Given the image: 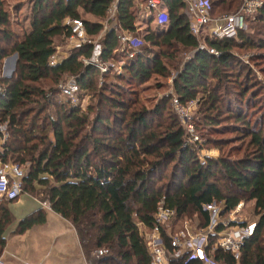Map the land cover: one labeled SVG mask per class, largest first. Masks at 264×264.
Segmentation results:
<instances>
[{
  "label": "trees",
  "instance_id": "obj_1",
  "mask_svg": "<svg viewBox=\"0 0 264 264\" xmlns=\"http://www.w3.org/2000/svg\"><path fill=\"white\" fill-rule=\"evenodd\" d=\"M111 1L26 0L28 28L17 29L5 0H0V66L8 54H16L10 76H0V121L6 122L8 131L0 147L1 161L25 166L22 193L36 195L70 223L86 264H148L150 255L136 223L152 228L160 201L173 210L171 218L159 225L168 253L173 247L167 225L173 228L194 215L198 228L205 227L209 217L204 204L220 203L219 214L224 215L238 202L252 201L255 225L242 241L238 258L219 247L211 256L222 264H264V78H257L249 64L233 54L238 49L258 50L248 62H263L258 71L264 74V52L259 51L264 48V0L253 17L246 18L247 29L234 37L202 35L207 50L198 48V37L190 33L183 2L163 0L165 27L146 24L142 38L150 46L146 52L136 51L131 58L120 51L113 27L98 39V58L120 63L119 74L110 69L101 73L83 62L92 56L91 43L75 45L65 58L49 64L55 44L69 35L63 20L80 18L86 35L95 36ZM115 1L117 28L133 32L135 0ZM207 2L209 14L217 17L228 13L222 12L225 6L237 9L240 0ZM145 19L149 22L151 14ZM249 21L256 24L254 34ZM180 48L192 54L172 78L173 93L149 108L139 104L132 85H141L150 74L166 77L162 60L176 57L165 51ZM63 76L73 77L79 92L89 94L84 110L59 96L56 86ZM172 98L180 105L196 99V125L203 130V144L185 142L184 130L170 109ZM222 133L232 135L210 137ZM227 140L237 142L229 152L240 156L198 159L200 148L220 151ZM15 200L0 199V255L4 231L14 222L8 205ZM44 220L38 208L17 221L12 233ZM221 228L217 225L215 231ZM214 240L210 235L206 252ZM186 257L169 256L168 262L201 264Z\"/></svg>",
  "mask_w": 264,
  "mask_h": 264
},
{
  "label": "built area",
  "instance_id": "obj_2",
  "mask_svg": "<svg viewBox=\"0 0 264 264\" xmlns=\"http://www.w3.org/2000/svg\"><path fill=\"white\" fill-rule=\"evenodd\" d=\"M163 0H146L144 4L140 3L146 15H150L154 10L158 11V21L165 23ZM184 4V11L189 19V31L194 36L208 35L216 38L234 37L238 30L245 29V21L248 17H253L256 9L261 5L260 0H243L238 9L232 13L222 14L213 17L209 14L207 0H181ZM115 3L107 9V14L112 16L115 12ZM65 24L69 28L67 37L69 43L79 45L82 43H91L87 38L83 22L80 18H67ZM109 29V28H108ZM117 25L113 26L116 31V38L119 41V50L124 51L128 57H133L137 51L139 40L129 31H117ZM209 52L216 54L212 49ZM85 62L93 63L100 72H106L110 67H115L111 61H101L97 54ZM49 64L57 63L52 54L48 60ZM59 93L71 102L77 100L78 86L73 81L60 82L57 84ZM1 91V88H0ZM179 105L176 100L173 101ZM74 105V103H73ZM8 136L6 122L0 121V147ZM25 168L16 162H2L0 159V199L13 200L22 195L23 177ZM243 203L240 201L236 206L220 215L221 204L211 201L203 205V209L208 212V223L205 227H199L195 233H190L187 228V221L183 220L182 229L173 235L168 234L170 246L173 247L172 252L168 253L163 246V241L159 233V225L165 223L173 215V210L163 206L160 201L156 210L152 214L154 225L143 234V240L150 255L148 264H169L168 259L178 257L185 253L187 260H198L201 264H222L213 259L211 253L214 247L228 250L232 256L237 259L239 248L242 241L249 236L254 228L255 221L247 220L239 215ZM221 225L219 231H215V227ZM145 228V227H144ZM210 235L215 236L213 245L208 252V238Z\"/></svg>",
  "mask_w": 264,
  "mask_h": 264
},
{
  "label": "rangeland",
  "instance_id": "obj_3",
  "mask_svg": "<svg viewBox=\"0 0 264 264\" xmlns=\"http://www.w3.org/2000/svg\"><path fill=\"white\" fill-rule=\"evenodd\" d=\"M243 0H240L238 7L240 6V4L242 3ZM142 2V4H144L146 2V0H135L134 4L136 6V15H137V19L135 21V28L133 30V32H130L134 37L138 38L139 40V45L137 51L138 52H146L147 50L150 49V46L148 43H146L142 38L143 35L145 34L146 31V24L148 23L149 27L151 28H157V27H165V23L158 21L157 18V14L158 11L154 10L153 13L151 14V19L149 22L146 21L145 16L146 13H144L143 8H141L140 3ZM5 6L8 8L9 11V15L12 18V20L14 19L16 22H14V28L19 29V26H27V22H26V17H28L29 15V4L26 2V0H5ZM18 3V4H17ZM18 7L17 9H14ZM234 6H232L230 9H228L226 6L224 8H222V12H228V13H232L234 11H236L238 9L233 8ZM220 8H217L216 11H219ZM228 13H223V14H228ZM14 14V15H13ZM112 17L109 14H106L104 19H103V25H102V29L101 31L92 37L87 36V38L91 41V44L93 45V55L97 54V41L100 38V36L102 35L103 32H105L108 28L113 27L114 26V22H112ZM251 19V18H250ZM13 20V21H14ZM249 24V32L254 34V30L256 31V24H254L253 22L250 23V21L248 22ZM245 30L247 29V22L245 21ZM28 28V26L26 27V29ZM117 31H119V29H117ZM198 37V48L200 49H206L207 50V46L206 44L203 42V36H197ZM75 46L72 43H69L67 38H60L59 42H57L55 44V50H59L61 52H67L69 48ZM257 52L258 50H242V49H238V50H234L233 54L237 57H239L240 60H242L244 63H248L249 66L251 67V69L254 72V75L257 78H264V74H260L258 69L260 67V65H263V62H259L257 64H253V61L251 60L250 62H248V57L253 55L254 52ZM264 52V48L262 50H259ZM167 54L173 55L176 57V59H167V58H163V62L166 64L167 66V70H168V75L166 77L157 75V74H150L149 78L146 79L143 83H141V85H132L133 88H135L137 90V98L139 101V104H144L146 107H151L153 106V104L157 103L159 99H161V97H163L164 95L167 94H172V78L175 76L176 72L182 67L183 62L188 59L191 54L192 51H182V49H176L173 50L171 52V49H167L165 51ZM13 53L8 54L5 58H3L1 66H0V76L3 75V63L5 62V59L7 57H10ZM169 60V61H168ZM111 61V60H108ZM83 62H85V60L83 59ZM14 60H9L6 63L5 66V70L6 72H10L11 70L14 69ZM111 63L115 66L110 67L109 69L112 70L113 72H115L116 74H119L121 72V66L120 63L116 62V61H111ZM86 65H92L94 67H96L93 63H89L86 62ZM108 69V70H109ZM107 70V71H108ZM100 72V71H99ZM102 73V72H101ZM107 81H111L112 77L111 76H107L106 77ZM67 81H73L74 79L73 77H69V76H63L59 83L62 82H67ZM102 78L99 77L98 83H101ZM43 84L45 85L46 83L43 82ZM130 86V87H132ZM57 88V86H56ZM58 89V88H57ZM58 94L60 97L65 98L61 93ZM77 100L74 103V105H78L80 107L81 110H84L85 106L87 105V103H89L90 98H89V94L88 93H81L77 92ZM173 97V95H172ZM175 98H172V100L170 101V109L171 111L175 114V116L177 117L180 125L182 126L184 133H185V142L190 143V142H194L195 146H198L200 144L204 143V136H201V133H203L201 126L196 125L197 124V119H198V113H197V105H196V99L191 100L187 103H185L184 105H177L176 103H174ZM68 100V99H67ZM69 101V100H68ZM72 103V104H73ZM71 104V102H70ZM232 134L230 133H222V134H211L210 137L213 138H227V137H231ZM232 140H227V144L223 145L222 148L220 149V151L215 148V147H202L199 150H197V156L198 159L200 161H202V159L204 158V156H209V157H216L218 154H222V155H229L231 158L233 157H238L240 156V152H229L230 147L232 145H236L237 142H231ZM25 167V166H24ZM34 196V195H33ZM35 199L37 200L38 198L36 197V195L34 196ZM34 197L28 196L26 194H22L20 195L15 201H12L9 203L8 207L9 210L14 218V222L9 225L5 231H4V236L6 239V247L8 248V253L13 257L16 256V250H18L19 248L26 246V247H31V248H38L41 249L45 243L47 244V242L42 244L43 239H45L47 241L48 236L50 235V232H52V227H51V219H52V214H50V212H47V210L41 205H45L47 206L46 203L44 202H38L34 199ZM38 207H42L43 211H44V215H45V219H46V214H48V221L46 225L40 226V225H34L32 228L25 230L24 232L20 233V234H14L12 233V228L15 226V224L17 223V221H19L21 218L25 217L29 212H31L32 210L38 208ZM251 201L249 202H243V206L240 210L239 215L242 217H245L247 220H256V217L253 216L252 214V209H251ZM183 220L187 221V225H189V227L187 228V230H189V234L190 233H195L198 230V224H199V220L196 216L191 215L190 217H185L183 218ZM182 220V222H183ZM56 222L58 221L57 218L55 220ZM177 223L176 225L173 226V228H171L170 225H167V231L169 232L170 235H173L175 232H177L178 230L182 229L183 223ZM137 228L139 233L143 236L144 232H146L148 229L144 228L142 225H140V223H136ZM172 230V231H171ZM51 240V237H50ZM20 258L26 262L27 264H45L49 261V258L47 259V261H44L43 258L41 256L38 255H31L29 256L27 259H23L24 257L20 256Z\"/></svg>",
  "mask_w": 264,
  "mask_h": 264
},
{
  "label": "crops",
  "instance_id": "obj_4",
  "mask_svg": "<svg viewBox=\"0 0 264 264\" xmlns=\"http://www.w3.org/2000/svg\"><path fill=\"white\" fill-rule=\"evenodd\" d=\"M112 3H116V1L112 0L109 6H111ZM82 17L90 21H97L96 18H94L88 13H82ZM111 17L113 18L111 19H112V22H114V25H118L116 10ZM66 19L67 18L63 20L64 24H65ZM103 19L99 21L102 25L104 22ZM26 22L28 26V17H26ZM27 26H25L24 28L26 29ZM53 54H54L55 60L59 62L60 60L65 58L68 53L56 50L54 51ZM2 68H3L2 72H6L5 67H2ZM241 202L243 203V201ZM41 205L47 210V212H50V214H52L51 215L52 216V219H51L52 232H50V235L48 236L47 241L45 239H43L42 241V244L45 242H47V244L45 243V245L41 249H38V248L36 249L35 247L31 248V247L23 246L19 248L18 250H16L15 251L16 256L12 257L8 253V250H7L8 248L6 247V239H5L4 247L0 255V264H27L20 258V256L21 257L23 256L24 257L23 259H27L31 255L41 256L44 261H47V259L49 258V261L45 264H86L82 251L78 244L76 233L73 227L70 225V223L66 221L65 219H63L60 215L52 211L48 206H45L43 204ZM251 206H252V201H251ZM38 208L42 209V207H38ZM38 208L32 210L31 212L37 210ZM31 212H29L28 214H30ZM46 215L47 216L44 222L40 224H36V225H40V226L46 225L48 221V214ZM56 218L58 220L57 222L55 221ZM50 237H51V240H50Z\"/></svg>",
  "mask_w": 264,
  "mask_h": 264
},
{
  "label": "water",
  "instance_id": "obj_5",
  "mask_svg": "<svg viewBox=\"0 0 264 264\" xmlns=\"http://www.w3.org/2000/svg\"><path fill=\"white\" fill-rule=\"evenodd\" d=\"M10 59L15 61V59H16V54L13 53L10 57H7V58L5 59V62L3 63V67L6 66L7 61H9ZM11 71H12V70H11ZM11 71H10V72H3L2 77H4V78L9 77L10 74H11Z\"/></svg>",
  "mask_w": 264,
  "mask_h": 264
}]
</instances>
